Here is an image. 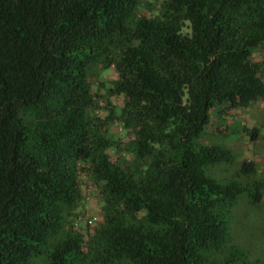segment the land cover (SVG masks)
I'll return each mask as SVG.
<instances>
[{"label":"trees","instance_id":"obj_1","mask_svg":"<svg viewBox=\"0 0 264 264\" xmlns=\"http://www.w3.org/2000/svg\"><path fill=\"white\" fill-rule=\"evenodd\" d=\"M147 2L0 0V264H264V0Z\"/></svg>","mask_w":264,"mask_h":264},{"label":"rangeland","instance_id":"obj_2","mask_svg":"<svg viewBox=\"0 0 264 264\" xmlns=\"http://www.w3.org/2000/svg\"><path fill=\"white\" fill-rule=\"evenodd\" d=\"M161 0H148V7L157 8ZM257 57H260V53L257 54ZM114 70L112 68L107 69L101 75V78L104 81H107L114 77ZM264 79V75L262 76ZM219 127L220 131L223 134H226L225 138L214 137L210 135L206 138V141H223L226 143L230 149L239 157V159L253 160L256 162L257 167L260 172H264V99H259L258 101L252 103L248 108L245 109H235L232 112H229L226 117L223 119L212 120L208 127V132L214 131L216 127ZM253 127L257 128V139L256 143H252L250 136L246 134V129H252ZM111 131L116 132L115 135L125 138V133L123 130L119 129V124L112 123ZM93 200L89 203L91 208L89 211L91 213H97L98 205L96 198L93 195ZM95 213V214H96ZM261 214V213H260ZM255 216L249 220L250 225L253 227L252 233L256 234L254 238L257 239V234L261 232V226H264V219L262 218L264 214V200L262 206V215ZM257 242L252 247L258 248L261 251L264 250V240L259 236ZM263 242V243H262Z\"/></svg>","mask_w":264,"mask_h":264},{"label":"crops","instance_id":"obj_3","mask_svg":"<svg viewBox=\"0 0 264 264\" xmlns=\"http://www.w3.org/2000/svg\"><path fill=\"white\" fill-rule=\"evenodd\" d=\"M257 54V53H256ZM258 54H259V52H258ZM259 57H257L256 59H258ZM258 132V131H257ZM255 135H257V134H255ZM251 139V142L252 143H256L257 142V139L256 138H254V139H252V138H250Z\"/></svg>","mask_w":264,"mask_h":264}]
</instances>
